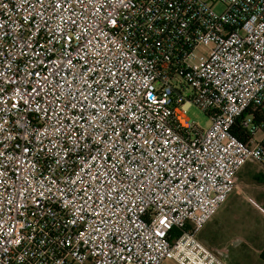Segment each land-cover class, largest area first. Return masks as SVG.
Returning <instances> with one entry per match:
<instances>
[{"label": "built area", "instance_id": "1", "mask_svg": "<svg viewBox=\"0 0 264 264\" xmlns=\"http://www.w3.org/2000/svg\"><path fill=\"white\" fill-rule=\"evenodd\" d=\"M0 153V264H226L196 233L264 168V0H0Z\"/></svg>", "mask_w": 264, "mask_h": 264}, {"label": "crops", "instance_id": "2", "mask_svg": "<svg viewBox=\"0 0 264 264\" xmlns=\"http://www.w3.org/2000/svg\"><path fill=\"white\" fill-rule=\"evenodd\" d=\"M253 174L261 178L251 170ZM239 217L240 214L220 206L196 233L197 240L226 264H264V223L251 215H245L243 220Z\"/></svg>", "mask_w": 264, "mask_h": 264}, {"label": "rangeland", "instance_id": "3", "mask_svg": "<svg viewBox=\"0 0 264 264\" xmlns=\"http://www.w3.org/2000/svg\"><path fill=\"white\" fill-rule=\"evenodd\" d=\"M214 9L222 11L223 6L216 3ZM187 116L194 119L202 128H206L209 124L207 116L194 105L188 109ZM260 134L261 132H258L255 137H259ZM251 170L255 174L258 172L261 180H254ZM237 198L240 199L236 200ZM221 208L233 210L236 214H240V220H243L245 215H251L264 223V168L257 163L247 162L244 164L238 172L235 187ZM161 264L177 263L173 259L166 258Z\"/></svg>", "mask_w": 264, "mask_h": 264}, {"label": "snow or ice", "instance_id": "4", "mask_svg": "<svg viewBox=\"0 0 264 264\" xmlns=\"http://www.w3.org/2000/svg\"><path fill=\"white\" fill-rule=\"evenodd\" d=\"M33 91L35 92V89H33ZM85 99H87V98L85 97ZM0 155H2V153H0ZM173 163H175V161H173ZM142 167H143V165H141L140 167H137L135 169V171H131L130 170L128 172L127 177L125 178V183H128L129 184V187H133V189L135 191H143L142 188H135L134 187V184L132 183V182H135L136 184L141 183V181L139 180L138 173H140L142 171ZM157 167H158V169L161 168V167H163V170L164 171H167V165H158ZM189 171H191V170H189ZM149 179H151V177H149ZM122 187H123V184H121L119 186V188L113 190V193H114L113 200H115V196L116 195H119L120 194V188H122ZM96 215H100V213H96Z\"/></svg>", "mask_w": 264, "mask_h": 264}, {"label": "trees", "instance_id": "5", "mask_svg": "<svg viewBox=\"0 0 264 264\" xmlns=\"http://www.w3.org/2000/svg\"><path fill=\"white\" fill-rule=\"evenodd\" d=\"M234 131H235V129H234ZM242 176H243V174H242ZM253 176V179L254 180H258L259 179V177L258 176H256V175H252ZM259 180H261V178L259 179ZM173 233L175 234V235H178V232H176V231H173Z\"/></svg>", "mask_w": 264, "mask_h": 264}]
</instances>
